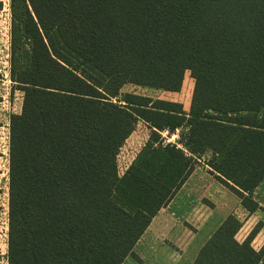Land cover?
<instances>
[{
	"label": "trees",
	"instance_id": "16d2710c",
	"mask_svg": "<svg viewBox=\"0 0 264 264\" xmlns=\"http://www.w3.org/2000/svg\"><path fill=\"white\" fill-rule=\"evenodd\" d=\"M20 1L29 50L11 49L24 99L10 121L8 264H122L208 151L215 179L249 214L260 209L264 0ZM187 71L189 114L118 101L127 84L179 92ZM138 121L150 140L120 176ZM183 127L185 150L163 144L160 132ZM241 227L229 215L194 264H264V245L252 246L261 228L239 242Z\"/></svg>",
	"mask_w": 264,
	"mask_h": 264
},
{
	"label": "rangeland",
	"instance_id": "374dc122",
	"mask_svg": "<svg viewBox=\"0 0 264 264\" xmlns=\"http://www.w3.org/2000/svg\"><path fill=\"white\" fill-rule=\"evenodd\" d=\"M22 3L23 2L20 0H15L13 4L12 2L10 3L12 11V18L10 17V21L6 20L5 16L0 17V101L7 102L6 106L10 113L9 117H4V112H0L2 116L1 121L7 124L5 126L7 127V136L9 137L8 140L3 139V143L7 145L8 151L6 155L3 156V159H0L1 226L6 223L7 218L9 226L10 121L13 115L21 114L24 99V93L17 88V84L14 83L10 77L11 49L14 45L17 50H24V54L26 55L29 50L28 42L24 38V32L19 26V20L22 21L24 16ZM14 17L16 19V24L13 22ZM4 20H6L5 23ZM22 23L23 22H21V24ZM5 28L7 30H5ZM13 31L14 35L12 40ZM8 32L10 35L8 34L6 36ZM195 84L196 81L189 71L184 75L181 90L175 93L137 86L134 84H127L121 89V95L119 96L118 101L121 104L122 98L124 99L123 95L131 93L144 96L145 98L147 97L152 100L151 103H156L158 100L174 103L179 102L178 104L182 103L180 105L183 111H186L189 114L192 106ZM113 101L116 103L118 102L117 99H114ZM148 126L149 125L144 121H138L134 131L122 145L117 156L118 174L120 176L124 175L129 166L136 160L139 153L150 140L152 132L151 128ZM4 131L5 130L3 129V132ZM184 132H186L184 127L179 128L174 132L175 134H178L180 140L175 138L173 141L175 143L178 141L179 146H181L180 149H184L182 146V135ZM2 136L5 138L6 135L3 134ZM161 136L164 137L165 132H162ZM4 141L7 142V144ZM211 158L212 153L210 151L206 152L203 156L198 157L197 164L195 165V170L198 173L195 179L196 183H194V185L189 188L188 192L184 194V197L181 198L180 203L174 210H165L159 214V218H155V220L153 219V223L155 224L146 230L145 234H143L135 245L133 249L135 255L128 257L122 264H194L199 251L206 243V237H204V234L199 237L196 236V234L201 225L200 220H204L207 213H209V210L205 213V209L213 206L210 201H215L214 203H216L215 205L217 206V209L230 205L229 199L226 197L228 193H232L234 199L240 201L233 192L223 186L210 173V168L207 164ZM205 179L208 181L206 182ZM259 186L261 187L256 194L255 191L257 188L254 191V200L257 203L259 202L262 204V206L260 205L262 209H258L259 211L257 210V213L252 217H250V215L248 217L246 216L249 212L247 213L244 208L242 209L243 212H237V209H234L232 212V215L239 219L242 224L241 229L236 235V239L239 242L245 241L258 225L260 228H264V180ZM215 187L217 188L215 189ZM231 205L232 208L236 206L234 202L231 203ZM192 211H194L193 214ZM213 213L220 214L219 210ZM246 217L250 218V220L248 221ZM260 230L261 229H259V232ZM259 232L252 242V246L258 251L264 245V232Z\"/></svg>",
	"mask_w": 264,
	"mask_h": 264
},
{
	"label": "crops",
	"instance_id": "0c3cea01",
	"mask_svg": "<svg viewBox=\"0 0 264 264\" xmlns=\"http://www.w3.org/2000/svg\"><path fill=\"white\" fill-rule=\"evenodd\" d=\"M10 0H0V17L1 16H5L6 20L10 21V17L12 18V11H11V6H10ZM6 20H4V23L6 22ZM7 28V27H6ZM5 28V30H7ZM10 32V30H9ZM9 32L6 34V36L9 34ZM10 35V34H9ZM8 38V37H7ZM171 93V92H169ZM175 93V92H174ZM179 103V102H178ZM7 102L6 101H0V112H4V117H9L10 113H9V109H7L6 106ZM182 104V103H180ZM186 112V111H185ZM187 113V112H186ZM1 113H0V159H3V156L6 155L8 148L7 145H5L3 143V139L8 140V136H7V127L5 125V123H3V121H1ZM9 119V118H8ZM148 125V124H147ZM149 127V126H148ZM150 128V127H149ZM3 129L5 130L3 132ZM3 134H5V138H3ZM9 134V133H8ZM5 142V141H4ZM7 144V142H5ZM198 175L197 171L195 170L192 175L189 177V179L186 181V183L184 184V186L181 188V190L178 192V194L175 196V198L170 202V204L166 207L163 208L158 215L155 218H159V214H161V212L163 211H172L175 209V207L180 203L181 198L184 197V194H186V192H188L189 188H191L194 183H196V176ZM205 181L207 182L208 180L205 179ZM215 184V183H214ZM263 184V183H262ZM261 184V186H262ZM216 185V184H215ZM261 186H258V188L255 191V194L257 193V191L259 190V188ZM217 187H215L216 189ZM226 197H228L229 199V203L230 205L222 207L221 209H217V206L215 205L216 203L209 201L213 204L212 207L210 208H206L205 209V213H207V210H209V213H207V216L204 220H200V228L198 229V232L196 234V236H200L202 234H204L206 237L205 241L207 242L209 240V238L213 235V233L219 228V226L224 222V220L231 214L234 209H237L236 211H241L243 212V207L242 205H240V201H237L236 199H234L232 193H228V195H226ZM236 205L234 206V208H232L231 203H233ZM259 206L262 204L259 203ZM260 206V209H262V207ZM264 208V207H263ZM203 210V209H202ZM219 210L220 214H215L213 212H217ZM222 210V211H220ZM245 211H247L246 209H244ZM225 211V212H224ZM259 211V210H258ZM194 213V211H192V214ZM248 213V211H247ZM256 212H254L253 214H249L246 215L247 217L250 215V217L254 216ZM246 217V218H247ZM154 218V220H155ZM248 221L250 220V218H247ZM154 220L152 221V223L150 224L149 228H151V226H153ZM148 228V229H149ZM9 230V226H8V218L6 220V223H4L2 226L0 224V264H8V255H7V250H8V231ZM264 232V228H261L259 233ZM145 234V233H144ZM255 239V238H254ZM204 241V242H205ZM203 247V246H202Z\"/></svg>",
	"mask_w": 264,
	"mask_h": 264
},
{
	"label": "built area",
	"instance_id": "2783aa9c",
	"mask_svg": "<svg viewBox=\"0 0 264 264\" xmlns=\"http://www.w3.org/2000/svg\"><path fill=\"white\" fill-rule=\"evenodd\" d=\"M165 132V138L162 136V140H163V144L164 145H169V144H171V145H175V146H177V148H181V146H179V143H178V141L175 143L173 140L175 139V138H177V140H180L179 139V136H178V134H175V133H169L168 131H164ZM162 132H160V134H161Z\"/></svg>",
	"mask_w": 264,
	"mask_h": 264
}]
</instances>
